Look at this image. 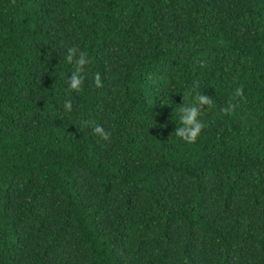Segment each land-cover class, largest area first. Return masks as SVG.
Masks as SVG:
<instances>
[{"label": "trees", "instance_id": "1", "mask_svg": "<svg viewBox=\"0 0 264 264\" xmlns=\"http://www.w3.org/2000/svg\"><path fill=\"white\" fill-rule=\"evenodd\" d=\"M0 264H264V0H0Z\"/></svg>", "mask_w": 264, "mask_h": 264}]
</instances>
